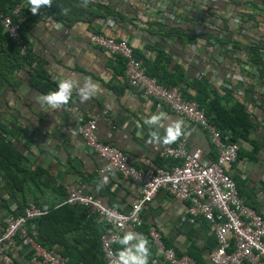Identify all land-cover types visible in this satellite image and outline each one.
Segmentation results:
<instances>
[{
    "label": "crops",
    "instance_id": "crops-1",
    "mask_svg": "<svg viewBox=\"0 0 264 264\" xmlns=\"http://www.w3.org/2000/svg\"><path fill=\"white\" fill-rule=\"evenodd\" d=\"M192 1L197 6L206 0ZM89 2L91 4L87 7H82L83 2L80 6L67 5L63 21L39 11L28 22L24 32L48 82L53 85V91L61 79L71 77L82 83L84 77H89L99 84L96 95L81 102L74 91L67 105L52 109L35 99L44 93L29 86L27 69L15 72L17 83L14 85L0 80V130L1 125L13 130L16 138L9 140L24 154V170L17 174L22 179L20 189L7 188L10 182L1 177L0 171V228L4 217L15 212L22 202L34 200L45 208L62 204L69 185L120 211H127L138 197L136 182L114 171L99 173L104 160L85 146L77 132V122L66 111L68 105L78 106L84 118L94 117L97 137L119 148L137 168L160 169L173 163V160L159 155V151L168 145L147 143L151 132L158 131L163 135V128H150L143 123L145 118L158 110L164 111L173 120L183 119L185 135L180 139L184 140L187 149H199L203 159L208 161L215 158L216 151L209 142L207 132L170 111L161 101L141 97L127 84L123 60L89 43L87 34L92 30H101L104 35L116 39H126L133 53L137 54L136 58L144 65L152 61L157 51L163 52L170 59L169 67L174 66L169 72L176 78L177 75L182 76L186 83L203 77L209 87L215 89L226 87L227 83L231 85L232 90L226 94L227 97L224 94L227 104L235 99L244 102L255 117L256 124L249 130V137L254 143L242 138L235 141L238 144L237 156L227 172L244 202L264 218V82L255 66L238 61L245 59L244 52L240 49L232 53L225 49L218 51L212 46L200 45L203 42L200 39L194 42L172 32L177 29L196 33L203 29L206 22L199 27L191 19L198 14V8L192 9L183 18L170 14L165 0ZM209 2L217 9L215 22L221 23L223 18L227 24L225 36L242 43L264 39V0ZM96 3L105 5L110 11L105 16L101 15L103 11L101 8L97 10ZM97 16L108 22L101 27ZM157 19L171 30L169 34L148 26L147 22ZM228 53L231 55L228 56ZM186 89L187 94L194 95V90ZM18 128L25 130L30 142L24 140ZM105 175L109 177V182L102 185ZM140 217L141 225L135 232L144 235L147 227L152 225L159 231L164 244L172 247L177 255L190 256L194 264H210L208 253L215 245L213 224L200 216L190 217L186 202L176 200L159 189L153 199L142 207ZM100 222L94 214L92 220L82 222L84 229L79 231L83 230L84 234L80 243L74 242L77 230L64 234L73 251L86 243L87 235L92 236L100 229ZM127 230H130L129 227L124 228L122 235ZM262 241L264 244V236ZM115 246L119 247L117 242ZM149 248V264H166L155 254L150 243ZM2 255L7 256L9 261H4ZM0 264L43 263L33 256L27 245L17 241L14 248L4 244Z\"/></svg>",
    "mask_w": 264,
    "mask_h": 264
},
{
    "label": "built area",
    "instance_id": "built-area-1",
    "mask_svg": "<svg viewBox=\"0 0 264 264\" xmlns=\"http://www.w3.org/2000/svg\"><path fill=\"white\" fill-rule=\"evenodd\" d=\"M21 6L22 3H15L7 12L0 13V26L2 33L17 46L20 53H23L25 45L20 36V29L24 16L19 13ZM201 6L198 4L196 8L200 9ZM99 22L102 27L108 20L100 18ZM206 28L212 29L215 26L206 22L203 29ZM87 39L95 47L123 60V74L127 84L141 97L157 99L170 111L203 128L216 151L215 158L208 161L203 159L199 149L189 150L184 140L179 139L159 151L161 157L173 160L169 167L137 168L119 148L97 137L94 117L84 118L78 106H66V111L78 124L77 132L85 146L104 160L99 173L118 172L122 177L138 185V197L127 211L104 205L94 196L72 185L65 189L62 203L82 206L86 214H94L105 223V230L99 236L103 261L110 264L112 254L117 250L114 245L124 228L129 227L130 230L135 231L141 225L142 207L153 199L159 189H163L172 198L187 203V213L190 217L200 216L213 224L215 245L208 253L210 264H264L262 241L264 218L244 202L235 182L227 172L236 159L238 144L221 135L220 130L208 121L204 108L192 98L183 96L180 85L164 86L153 76L148 75L126 39L106 36L101 30L90 31ZM212 47L218 51L224 49L228 51V47L218 46L215 43ZM225 86L230 87L228 83ZM241 103L255 122V117L250 113L249 108L244 102ZM1 136L4 139H13L3 132ZM45 211V208L29 202L20 214H7L0 228V254L4 244L14 248L17 241H21L43 264H69L66 256L60 255L53 248L46 249L41 246L26 233L23 227L25 222H32L33 218ZM113 211L120 217L118 221L108 218L107 213ZM144 236L154 248L155 254L166 264H194L190 256L177 255L172 247L166 246L154 226L149 225ZM2 259L9 261L5 255H2Z\"/></svg>",
    "mask_w": 264,
    "mask_h": 264
},
{
    "label": "trees",
    "instance_id": "trees-1",
    "mask_svg": "<svg viewBox=\"0 0 264 264\" xmlns=\"http://www.w3.org/2000/svg\"><path fill=\"white\" fill-rule=\"evenodd\" d=\"M209 1L210 0H206L204 4L202 3V7L200 8L198 14H194L191 19L196 22L199 27L202 26L204 22H208L213 23L215 28L200 29L196 33H186L177 29H174L172 32H175L180 36L188 37V40L190 41L197 42V39H200L203 41L200 45L203 46H213L214 43L215 45L222 47L228 46L229 49L227 52L229 53H232L235 49L242 50L244 52L245 59H239L238 61L255 66L258 75L262 77L264 82V52L261 50L264 48V39H260V41L257 42L250 40L242 43L231 36H225L224 31L227 29V24L223 18L220 20L221 23L215 22L214 18L217 14V9H215ZM82 2L83 0H52L51 7L43 6L39 11L50 13L56 19L63 21L65 18L63 13L67 5L76 6ZM15 3H22L19 13L24 16V19L20 29V36L24 42L25 49L23 53H20L17 46L8 40L6 35L2 33L0 26V80H7L8 83L14 85L17 83L14 79L15 72L20 69H27V73L29 74V86L38 92L47 94L48 92L53 91V85L48 82L45 76V71L32 52L24 32L28 22L34 19V14L30 11L28 0H0V13L7 12L8 8L13 6ZM165 6L170 14L183 18H186V14L196 8V6H194V1L191 2V0H165ZM95 7L97 10L101 8V11H103L101 15L104 16L108 11H110L101 3H96ZM100 17L101 16H97V18ZM248 19L254 20V18ZM147 23L149 27H153L154 30L161 31L163 34H169V32H171L168 27H164L166 24L163 23V21L160 22L158 19L151 20ZM221 32H223L221 35H216ZM229 53L228 56L231 55ZM134 55L137 57L135 52ZM169 62L170 59L163 52L157 51L152 61L147 63L148 65H142L148 75L153 76L164 86L180 85L183 96L192 98L200 106H202L208 121L215 125V127L220 130L221 135L227 140L237 141L238 138H242L254 143V141L249 137V130L255 126L256 122L250 118L249 113L246 111L244 105L239 99H235L230 104H227L226 94L230 92L229 90H232L231 85L230 88L220 87L215 89L214 87H209L207 79L203 77L194 79L190 83H186L182 76L177 75L176 78L174 74L169 72L172 68H174V66L171 68L169 67ZM186 87H189L190 90H194V95H190L189 93L187 94ZM209 90L211 94H209ZM1 129V177L10 182V185H6L7 188L14 190L20 189L22 179L19 178L17 174L23 172L24 170L22 166L24 154H22L23 152L17 148L16 144L12 143V140L4 139L1 136V132H3L14 139L16 138V135L13 130L5 129L3 125H1ZM17 130H20L23 133L24 140H26V142H30V138L26 133H24V129L18 128ZM24 146L29 148L26 145ZM29 202L40 206L34 200H29L18 204L15 212L13 211L12 213L20 214L23 207ZM45 209L46 211L43 214L33 218L32 222L27 221L23 225L26 233L37 243L46 249L53 248L60 255L66 256L69 264H107L102 259L99 243V236L104 232L106 227L103 221L99 223L100 229H97L94 233H92V236L87 235V239L85 241L86 243L81 244L79 248H75L73 251L71 242H69L70 244L67 242L64 234L70 230H77L74 242L80 243L84 233L82 234L83 230L79 231V229H84L83 223L92 220L93 214H86L84 208L79 205L67 203H62L55 207H46ZM114 248L117 249L118 247L114 245Z\"/></svg>",
    "mask_w": 264,
    "mask_h": 264
},
{
    "label": "clouds",
    "instance_id": "clouds-1",
    "mask_svg": "<svg viewBox=\"0 0 264 264\" xmlns=\"http://www.w3.org/2000/svg\"><path fill=\"white\" fill-rule=\"evenodd\" d=\"M88 3L89 0H83L84 6H87ZM28 4L30 5L32 14L36 15L43 6L51 7L52 0H28ZM67 11V9H64L65 13ZM98 90L99 84L89 77H84L82 83L69 77L59 80L56 90L50 91L47 94L37 95L35 99L52 109H59L70 102L74 91L79 96L81 102H86L96 95ZM143 123L150 128H163L164 130L162 136L158 131L150 133V137L147 140V143L150 145H171L185 135V122L183 119L177 118L173 120L162 110H158L156 113L145 118ZM108 182L109 177L105 175L102 185H106ZM136 211L138 212L139 209ZM107 216L110 220L118 221L120 219L115 211L107 213ZM116 242L119 247L112 254L110 264H149L151 253L146 236L133 230H127L122 236L118 237Z\"/></svg>",
    "mask_w": 264,
    "mask_h": 264
}]
</instances>
